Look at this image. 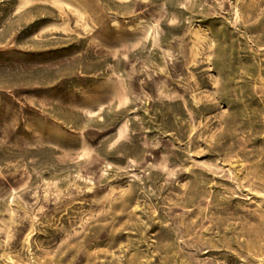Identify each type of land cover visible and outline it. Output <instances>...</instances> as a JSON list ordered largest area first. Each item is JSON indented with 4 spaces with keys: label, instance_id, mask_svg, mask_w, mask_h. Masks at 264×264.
Segmentation results:
<instances>
[{
    "label": "rangeland",
    "instance_id": "1",
    "mask_svg": "<svg viewBox=\"0 0 264 264\" xmlns=\"http://www.w3.org/2000/svg\"><path fill=\"white\" fill-rule=\"evenodd\" d=\"M261 92L264 0H0V264H264Z\"/></svg>",
    "mask_w": 264,
    "mask_h": 264
},
{
    "label": "bare ground",
    "instance_id": "2",
    "mask_svg": "<svg viewBox=\"0 0 264 264\" xmlns=\"http://www.w3.org/2000/svg\"><path fill=\"white\" fill-rule=\"evenodd\" d=\"M260 95L264 96V92H261ZM239 99H240V98H239L238 95H234V99H233L232 101H233V103H234V102H236V101L239 100Z\"/></svg>",
    "mask_w": 264,
    "mask_h": 264
}]
</instances>
